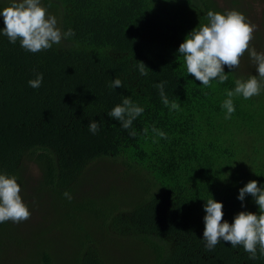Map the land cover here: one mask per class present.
Wrapping results in <instances>:
<instances>
[{
    "label": "trees",
    "instance_id": "obj_1",
    "mask_svg": "<svg viewBox=\"0 0 264 264\" xmlns=\"http://www.w3.org/2000/svg\"><path fill=\"white\" fill-rule=\"evenodd\" d=\"M241 1L230 0L246 15ZM41 2L75 35L32 53L3 35L0 15V174L24 188L23 160L35 161L42 179L34 192L45 206L31 231L0 223V264L13 250L16 264H264L223 240L206 250L202 239L207 199L223 202L231 223L240 211L259 212L251 195L238 199L240 188L250 180L264 187V90L234 96L230 119L222 107L235 81L257 70L243 73L241 58L239 68L225 66L226 82L205 87L178 53L208 11L227 9L218 0ZM10 3L0 0V11ZM37 73L43 81L32 88ZM116 78L123 87H109ZM161 81L179 110L162 103ZM124 97L144 108L129 129L108 115ZM119 158L122 181L109 182L101 163Z\"/></svg>",
    "mask_w": 264,
    "mask_h": 264
},
{
    "label": "clouds",
    "instance_id": "obj_2",
    "mask_svg": "<svg viewBox=\"0 0 264 264\" xmlns=\"http://www.w3.org/2000/svg\"><path fill=\"white\" fill-rule=\"evenodd\" d=\"M3 16V35L15 44L20 41V46L32 53L51 49L75 35L73 29L62 31L58 26L55 15L48 12V8L41 0H11L9 6L0 11ZM257 25L239 10L224 12L208 11L207 22L199 24L189 32L184 42L179 46L178 53L183 57L187 73L194 76L205 87L211 86V81L217 80L224 83L228 80L225 66L229 69L240 67V60L247 52L256 65L258 75L249 78L237 79L234 90L227 91V99L222 107L226 109L225 119H230L235 112L233 97L242 95L244 99L260 95L264 90V52H257L251 47ZM140 75L148 74V67L140 61L136 65ZM43 81V73H37L35 79L29 80V86L39 88ZM165 81L156 84L162 103L169 111H177L180 105L169 101L165 94ZM111 88L123 87L119 78L114 79L109 85ZM144 112V108L134 103L131 98L124 97L121 104L116 105L108 115L121 123L124 129L131 128L133 121ZM89 131L96 134L100 124L96 120L90 121ZM147 133L148 129L145 128ZM152 132L158 137L167 139V134L153 126ZM130 135L135 136V130ZM21 185L18 177L7 173L0 174V223L12 221L24 222L31 217L29 206L21 195ZM251 195L259 206V212L240 211L234 222L224 220L223 202L214 198L207 199L204 206L205 228L203 240L206 250H213L223 240L233 248L243 247L250 259L264 257V187L257 180H250L240 188L238 199L244 201ZM64 196L72 198L68 192ZM259 252V256L257 253Z\"/></svg>",
    "mask_w": 264,
    "mask_h": 264
},
{
    "label": "rangeland",
    "instance_id": "obj_3",
    "mask_svg": "<svg viewBox=\"0 0 264 264\" xmlns=\"http://www.w3.org/2000/svg\"><path fill=\"white\" fill-rule=\"evenodd\" d=\"M220 4L225 7L227 10H232L234 8V4H231L230 0H218ZM243 5L237 6L239 8L245 9L246 16L251 20V22L255 25H257V29L255 31V37H259L257 33H262V39L258 41V45L251 46L255 47L257 52H264V24L262 23V9L264 8V0H242L241 1ZM252 42H255L254 40ZM263 43V45H262ZM262 46V47H261ZM241 70L243 73L247 72H253L256 70V65L252 61L249 53H245L242 57V65ZM103 164V168L107 166V170L103 169L102 171L107 174L110 173L111 176L109 178V182H112L114 179L118 181H122V171L124 169V166L122 165V158H119L117 161L115 159H107L101 165ZM23 166V186L21 191V195L23 197L24 202L29 206L31 217L30 219L21 222V223H14L12 222L13 227L16 226L17 233L23 234L25 232H28L29 230L36 229V227L40 226L39 224L42 223V213L45 208V206L42 208L41 200H36V195L34 192V189L38 186L39 182L42 179V173L35 161L32 159L25 157L22 163ZM117 174L118 177L114 178V175ZM120 176V177H119ZM120 183V182H119ZM121 184H125L122 182ZM121 190V189H119ZM118 252V251H117ZM16 251L13 250L9 254V263L16 264V258L14 257ZM115 254V253H114Z\"/></svg>",
    "mask_w": 264,
    "mask_h": 264
}]
</instances>
